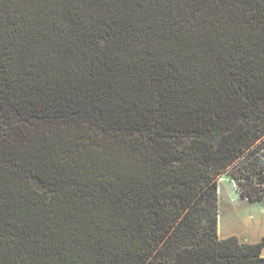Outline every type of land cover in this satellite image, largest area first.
Listing matches in <instances>:
<instances>
[{"label": "trees", "instance_id": "16d2710c", "mask_svg": "<svg viewBox=\"0 0 264 264\" xmlns=\"http://www.w3.org/2000/svg\"><path fill=\"white\" fill-rule=\"evenodd\" d=\"M264 197V0H0V264H264L219 181Z\"/></svg>", "mask_w": 264, "mask_h": 264}, {"label": "rangeland", "instance_id": "374dc122", "mask_svg": "<svg viewBox=\"0 0 264 264\" xmlns=\"http://www.w3.org/2000/svg\"><path fill=\"white\" fill-rule=\"evenodd\" d=\"M240 190L229 176L219 181V237L236 236L242 242L258 243L264 238V197L251 202L242 198Z\"/></svg>", "mask_w": 264, "mask_h": 264}]
</instances>
